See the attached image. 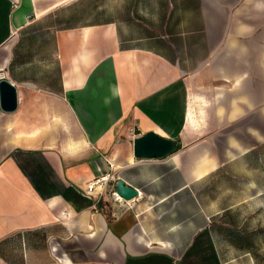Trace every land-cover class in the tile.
Instances as JSON below:
<instances>
[{
    "label": "crops",
    "instance_id": "0c3cea01",
    "mask_svg": "<svg viewBox=\"0 0 264 264\" xmlns=\"http://www.w3.org/2000/svg\"><path fill=\"white\" fill-rule=\"evenodd\" d=\"M1 72L0 264H264V0H0Z\"/></svg>",
    "mask_w": 264,
    "mask_h": 264
},
{
    "label": "water",
    "instance_id": "95a60500",
    "mask_svg": "<svg viewBox=\"0 0 264 264\" xmlns=\"http://www.w3.org/2000/svg\"><path fill=\"white\" fill-rule=\"evenodd\" d=\"M1 107L6 111H13L18 105L17 87L10 80H0ZM177 138L164 136L156 131H148L134 138V154L144 159L165 158L178 148ZM116 190L126 199L139 196L138 188L126 183L123 178L115 181Z\"/></svg>",
    "mask_w": 264,
    "mask_h": 264
},
{
    "label": "built area",
    "instance_id": "2783aa9c",
    "mask_svg": "<svg viewBox=\"0 0 264 264\" xmlns=\"http://www.w3.org/2000/svg\"><path fill=\"white\" fill-rule=\"evenodd\" d=\"M3 78H5V74L4 72H1L0 80ZM108 176H110V178H107ZM115 181V176L107 173L94 181H90L85 191L88 195L96 196L99 200L104 194L108 193L113 202L118 203L123 207H132L135 204V199L137 197L126 199L116 190Z\"/></svg>",
    "mask_w": 264,
    "mask_h": 264
},
{
    "label": "rangeland",
    "instance_id": "374dc122",
    "mask_svg": "<svg viewBox=\"0 0 264 264\" xmlns=\"http://www.w3.org/2000/svg\"><path fill=\"white\" fill-rule=\"evenodd\" d=\"M110 174V173H109ZM98 178H100V177H98ZM98 178H96V179H98ZM113 180V179H112Z\"/></svg>",
    "mask_w": 264,
    "mask_h": 264
},
{
    "label": "bare ground",
    "instance_id": "6f19581e",
    "mask_svg": "<svg viewBox=\"0 0 264 264\" xmlns=\"http://www.w3.org/2000/svg\"><path fill=\"white\" fill-rule=\"evenodd\" d=\"M107 178H110V176H108Z\"/></svg>",
    "mask_w": 264,
    "mask_h": 264
}]
</instances>
